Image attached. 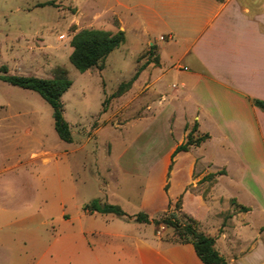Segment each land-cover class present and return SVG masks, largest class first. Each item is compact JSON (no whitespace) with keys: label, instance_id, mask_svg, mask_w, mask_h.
<instances>
[{"label":"rangeland","instance_id":"obj_1","mask_svg":"<svg viewBox=\"0 0 264 264\" xmlns=\"http://www.w3.org/2000/svg\"><path fill=\"white\" fill-rule=\"evenodd\" d=\"M84 28L126 34L103 68L82 72L70 60L71 40ZM192 28L191 17L164 0H0V74L5 65L9 74L53 78L63 68L73 81L62 96L73 133L67 142L38 92L0 78V264H168L164 255L176 264H204L173 227L155 222L171 212L185 223L195 219L229 264L264 257L259 244L242 255L241 238L257 236L261 215H246L251 227L242 225L239 202L250 197L235 167L227 175L218 167L226 159L216 143L179 152L169 168L176 146L191 130L198 136L195 123L185 125L192 111L154 94L175 89L173 72L149 91L144 74L117 94L159 50L168 68L180 54V36H192ZM94 199L132 218L89 212ZM141 212L154 220L136 221Z\"/></svg>","mask_w":264,"mask_h":264},{"label":"crops","instance_id":"obj_2","mask_svg":"<svg viewBox=\"0 0 264 264\" xmlns=\"http://www.w3.org/2000/svg\"><path fill=\"white\" fill-rule=\"evenodd\" d=\"M184 2L164 0L165 6L191 17L193 35L180 36L182 46L176 40L180 54L168 68L159 50L160 63L146 64L133 86L144 74L146 91L169 72L178 79L173 91L154 94L178 100L185 111H192L193 121L185 125L197 123L198 135H210L201 145L216 143V151L226 159L218 167H224L226 175L234 167L242 175L250 197L247 203L239 202L247 207L242 209V225L251 227L246 215H261L257 236L241 238L242 255L249 254L257 244L264 248V110L253 102L264 100V0H189L186 6ZM175 36L171 28L168 38ZM154 94L147 100L149 110ZM236 218L233 215V228ZM164 257L168 264H176ZM257 264H264V257Z\"/></svg>","mask_w":264,"mask_h":264},{"label":"trees","instance_id":"obj_3","mask_svg":"<svg viewBox=\"0 0 264 264\" xmlns=\"http://www.w3.org/2000/svg\"><path fill=\"white\" fill-rule=\"evenodd\" d=\"M126 41V34L124 30L111 32L104 29L84 28L79 30L72 38L71 45L73 51L70 55V60L74 66L82 72H85L94 67H104V63L109 54L115 49L119 48ZM156 44L150 46L148 55L154 54ZM154 62L160 63V56L156 55L155 59H148L142 66H140L134 75L127 81L120 85L117 94H122L128 91L135 80L139 77L145 65ZM2 74L0 78L12 85L20 86L26 89L38 92L53 108V118L55 129L60 138L67 141H73V133L70 123L64 116V103L62 100L63 94L72 86L73 81L69 78L67 72L63 68H59L57 74L53 78H42L32 75H17L9 74L7 67L2 66ZM254 104L264 110L263 99H253ZM194 128H197L195 123ZM209 134L194 136L192 130L187 135V138L182 143L178 144L172 153V160L179 152L190 151L192 147L200 146L209 138ZM86 210L89 212L99 213H114L121 217L132 218L128 216L125 211L117 204L103 202L100 199H94L90 204L86 205ZM241 209H247L246 206L240 205ZM138 222H151L152 218L146 212H141L134 216ZM157 224L164 223L168 227H173L176 230L177 236L181 243H191L195 249L197 256L204 264H229L228 259L223 255L216 246V239L199 230L194 224L195 219L190 222H182L179 220L175 212L166 214L161 219H156Z\"/></svg>","mask_w":264,"mask_h":264},{"label":"built area","instance_id":"obj_4","mask_svg":"<svg viewBox=\"0 0 264 264\" xmlns=\"http://www.w3.org/2000/svg\"><path fill=\"white\" fill-rule=\"evenodd\" d=\"M161 38H162V39H164V37H163V36H161Z\"/></svg>","mask_w":264,"mask_h":264}]
</instances>
